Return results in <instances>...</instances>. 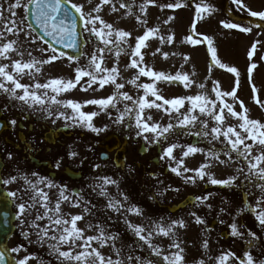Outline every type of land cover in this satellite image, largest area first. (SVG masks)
<instances>
[{"label":"snow or ice","instance_id":"6c2138e0","mask_svg":"<svg viewBox=\"0 0 264 264\" xmlns=\"http://www.w3.org/2000/svg\"><path fill=\"white\" fill-rule=\"evenodd\" d=\"M231 3L236 5L238 11H244L248 16L258 17L261 21H264V11L251 10L243 0H231ZM88 4L90 7L86 12L85 5L74 3L73 0H4V3L0 4V25H2L0 27V60L9 61V63H0V91L9 94L11 98L19 100L29 107L33 105L44 106L45 100L47 99L52 104L70 108L74 116L67 117V119L78 121L81 126L86 124L91 131L97 133L104 130L94 127L92 123L94 117L99 115V112L93 111L86 113L82 111V107L95 105L99 107L100 112L107 114L109 109L116 107L119 100L130 101L134 107H128L126 105L123 112H120L116 116L115 122L120 124L124 121L125 117L134 113V126L138 130L137 136H144L145 140H147L148 137L145 134L151 133L153 134V142L158 141L166 133H169L174 128V125L169 123L167 126H161L158 123L152 122V115H146L145 109H156L169 115L175 113L177 114L178 120L175 127L183 129L190 125L199 124L200 131L190 134L200 135L205 138L211 136L209 143L219 140L226 145L223 151V155L227 157L226 160L221 159L220 154L216 152L206 154V158H210L211 161L220 165H230L233 162L232 154L234 153L237 157V162L241 159L246 162L247 171L242 167L237 169L238 173L243 174L245 180L252 183L261 193H264V122L249 118L248 109L245 107L243 101L239 99L237 93L240 73L237 68L230 67L221 62L212 38L203 36V39L200 40L193 39L189 35L183 42L192 45L206 43L207 52L211 58V63L208 66L209 71L213 67H216L233 74L236 77V87H233L231 91H221L218 83L213 81L211 93H214V98H211V94L207 92L205 85L200 83L195 86L203 91L196 95L165 98L155 86L157 81L169 84L180 82L188 88L193 86L194 80L190 79L187 74H182L179 71L175 75H168L164 72L154 71L152 67L145 64V52L150 47L148 42L153 38L159 37L160 29L145 27L147 24L146 19H142L141 16L137 15L135 19L141 27H144V31L142 34L133 37L130 31L117 28L114 26V23H109L102 18V9L104 7H107L110 12L117 14H120L121 10H125L124 15L132 16V6L127 0H98V3H94L93 0H88ZM149 4L169 9H180L187 6L185 3H181L180 0H175V2L165 5H159L156 3V0H144L139 5L141 14L146 13ZM18 9L23 10V14L19 20L17 19ZM213 11V7L204 3V0H200V3L195 5V16L191 23L194 34L199 35V33H196L198 22L204 19L205 15H211ZM5 13H8V15L5 16ZM29 18L33 23H29L25 27V21ZM172 19L173 17L168 18V20ZM167 22L165 21V23ZM78 23L80 25V33L77 31ZM221 24L225 29H238L241 33L252 31L251 27L241 26L231 21H221ZM259 26L257 25V27ZM37 30L39 35L33 37L32 34L36 33ZM83 33H86L87 36L78 39V36H81ZM9 35L17 37V39H9ZM21 35L24 36V40L29 44L34 45L37 43V40H40L47 45V48L38 49L42 53L39 60L32 57L31 51L27 52V55L32 57V59L27 62L23 60L25 52L21 50L22 42L18 40ZM91 37L98 40L103 47L97 46L92 51L84 67L77 66L73 69L74 78H53L43 84L35 83L31 87L20 82V78L24 75L33 76V69L35 73H39L41 71V65H51L64 57L69 62L79 59L78 57L67 55L63 51H58L54 45L75 49L78 44H91ZM130 38L134 40V45L131 43ZM159 39L162 44L174 43L173 35H168L166 39ZM258 43L260 42L253 43L247 52V58L249 60L247 78L249 83H252V73L257 68V64L252 62V60L257 51ZM142 50L144 51L142 52ZM45 52L49 53L47 58L43 56ZM106 52H114L117 60L121 54L129 55L130 52V63L125 68L135 71L133 78L122 83L118 79L121 76V69L118 64H114L111 68L104 67V53ZM160 52L161 50L157 48L152 52V55L155 56ZM161 54L165 59L168 58V53ZM13 55L21 58L13 59ZM183 59L189 61L190 58L184 56ZM260 59L264 60V56H261ZM26 70L28 71L26 72ZM141 77H148L152 82L138 84L137 81ZM125 83L135 85L138 89L142 88L143 95L133 99L128 92L123 91ZM7 85L11 86L9 87ZM78 86L84 92L90 89L98 91L105 88V86H111L114 91L107 97L88 99L83 104L73 100L61 101L56 99V95L62 92H69ZM49 89L56 95L49 96ZM18 90L22 94H18ZM37 90L44 91L38 94ZM252 92L255 99L257 89L254 86ZM148 97H154V99L150 100ZM229 97L232 103L226 102L225 98ZM256 102L264 109V101L257 100ZM186 103L188 107L186 111L182 112L181 110L185 108ZM234 104L239 106L240 111L235 110ZM60 115L63 116L64 114L60 113ZM201 117L204 118L202 119ZM229 119H234L236 123L228 125L227 121ZM210 121H214L211 127L209 126ZM11 123L14 125L16 121H11ZM128 127L131 128L132 125L129 124ZM179 147L181 146L178 144H171L164 148L163 155L160 158L164 159L167 157L169 160H176L173 152L174 149ZM200 151H202L200 148L189 145L182 152V157H188ZM75 155V152L69 153L70 157ZM212 166V163L207 162L201 164L194 170L195 176L184 177L185 182L195 183L197 177L201 180L206 177L207 182L212 185L228 186L233 185L234 181L238 178L216 179L208 171ZM57 167H59V162H57ZM181 169L183 173L193 171L184 166L183 159L176 160V166L171 167L170 171L177 176H182ZM32 175L36 176L35 173ZM17 179L18 177L16 176H12L9 179L0 178V183L7 185ZM20 179H23L24 183L28 185V189L25 191L31 192L29 197L31 203L25 201L17 205V219H21L23 223V216L29 213L31 209L36 208L37 205L44 209L43 214L37 212L35 219L32 220L29 227L36 230L39 241L45 242V238L50 241H55V243L49 244V247L57 255V259H61V264H157L152 259L142 258L141 256L131 254L123 256V249H117L115 246V241L118 236L106 234L105 229L99 224L92 225L89 223L84 229L80 228L78 222L84 220L83 214H73L70 215V218H65L66 214L63 213L61 208L62 202L69 203L73 208H79L81 206L78 202L79 198H77V202H73L69 196L65 195V189H59V197L54 207H49V195L39 185L44 184L47 188L51 189L57 187L55 184L45 180L43 177L37 178L35 183H32L27 177H20ZM99 179L101 183L97 187L100 189V195L108 197L109 202L107 207L114 211H120L123 208V204L120 200L109 197L105 187L110 184L115 185L117 182L111 177H100ZM7 195L12 198L16 197L15 192H8ZM120 195L127 201L128 197L126 195H123V193ZM206 200H208V196L196 197L197 206L203 205ZM256 204L257 207L251 208L250 211L255 215V219L259 222L260 226L264 228V197L258 199ZM85 205H87V202H85ZM125 211L137 216L141 215V210L135 206H131L125 209ZM223 211L224 209H221V212ZM82 213H90V208L85 206L82 209ZM191 215L195 217L196 224L205 223L199 216H196L195 212H192ZM44 219H47L49 224L41 227L38 222ZM125 223L133 231L134 235L147 245L151 255L162 258L164 264H188L185 249L181 246V243L173 240L170 247L176 249V251L162 256L161 248L152 242L153 235L169 238L175 237L176 233L174 232V228L186 227L183 220H174L167 226L154 223L150 226L147 234H144V227L128 223L127 220ZM91 228H95L98 234L86 235L87 229ZM230 228L233 237L243 238V233L239 231L236 223H232ZM50 232L54 234L49 235ZM248 235L253 239L257 238L255 233L249 232ZM93 242L97 246H93ZM249 244H251V241H249ZM64 245L67 246V250H62L61 246ZM105 247L111 248V251L115 253V258L112 255H105L101 251ZM202 247L204 249L209 248L207 240L203 242ZM21 250L19 247L11 249L12 252H19ZM32 259L34 257L25 255L16 264H29V261ZM209 259H215V264H264V259L255 260L248 251H245L242 256H237L231 251H222L219 256L215 258L209 257ZM0 264H5L4 252H0ZM192 264H206V262L203 259H194Z\"/></svg>","mask_w":264,"mask_h":264},{"label":"rangeland","instance_id":"374dc122","mask_svg":"<svg viewBox=\"0 0 264 264\" xmlns=\"http://www.w3.org/2000/svg\"><path fill=\"white\" fill-rule=\"evenodd\" d=\"M142 0H127V2L135 7L133 11L132 16L124 15L125 10H121L120 14L112 13L108 10L107 7H104L102 9V18L106 20L109 23H114V26L120 29H124L127 31H130L132 33V36H136L139 34H142L144 31V27H141L137 20L135 19V16L139 15L142 19H146L147 24L145 27H154L160 29L159 37L153 38L148 43L150 45L149 49L145 52V64L152 67L154 71L157 72H164L168 75H175L176 72H181L182 74H187L190 79L194 80V84L192 87L186 88L183 84L180 82H175L172 84L166 83V82H156V87L159 90L160 94H162L165 98H174V97H186L190 95H196L200 93L201 89L197 88L195 85L203 83L205 85V89L208 93L211 94V98H214V93H211V89L213 87V81H216L220 87L221 91H231L233 87H236V77L228 73L224 69L213 67L211 71H209V64L211 63V58L209 53L207 52V45L206 43H201L197 45H192L188 43H184L183 41L185 38L189 35L192 36L193 39H203V36H208L212 38L215 47L217 48V55L218 58L221 60L222 63L237 68L238 72L240 73L239 76V87L237 88L238 97L241 101H243L245 107L248 109V115L250 119L259 120L261 122H264V109L260 107V105L256 102L257 100L264 101V60H261L260 57L264 56V31L255 29L252 24V26H248L252 28L251 32L248 33H241L238 29H225L221 21H230L224 17H219L218 15L214 14L212 12L211 15H205V18L200 20L197 24L196 33H199V35H196L193 33L191 23L195 16V5L200 3V0H180L181 3H185L187 6L180 8V9H169L164 7H157L153 4H149L146 10V13L141 14L139 10V5L142 4ZM259 0H243V2L253 11H260V9H263V6H258L257 2ZM74 3L85 5V11L87 12L89 10V4L88 0H73ZM94 3H98V0H93ZM175 0H156V3L159 5H165L168 3H173ZM227 2L230 4L229 9H235L238 13L244 14V16L247 15L244 11H238L236 5L231 3V0H227ZM4 0H0V4H3ZM204 3L209 4L213 7L214 6H227V3L225 0H204ZM5 7H7L6 4H4ZM118 7V4H117ZM133 8V7H132ZM228 9V8H227ZM264 11V10H261ZM18 17L19 20L23 14L22 9H18ZM166 13H170V15H167ZM8 13H5V16H7ZM248 16V15H247ZM169 17H173L172 20H168ZM258 18V17H257ZM165 21H168L165 23ZM232 22V21H231ZM241 26H246L245 24H240ZM2 27V25H0ZM26 27V25H25ZM27 30V29H26ZM33 37H35L34 34H32ZM168 35H173L174 37V43L173 44H167V43H160L159 38H165ZM9 39H17V37L8 36ZM18 40L22 42L21 44V50L25 52L23 56V60L29 61L32 59V57L39 60L42 56V53L38 51V49L46 48L44 45H42L39 40H37L36 44H29L27 41L24 40V36L21 35ZM131 40V38H130ZM134 43V40H131ZM259 41L260 43L257 44V51L253 57L252 62L257 64V68L252 73V83H249L247 78V68L249 66V60L247 58V52L251 48L252 44ZM157 48L161 50L160 53H157L155 56L152 55V52H154ZM32 52V57H29L27 55V52ZM144 50H142L143 52ZM161 53H168V58L165 59ZM49 53L45 52L43 53L44 58H47ZM108 58L104 59L108 62H113L115 64H118L121 69V76L118 78L120 82H125L127 80H130L135 75L134 70L126 69L125 66L130 63V59H127L128 57L124 54H121L120 61L116 60L115 55L112 56V58H109L110 55H112L111 52L108 54ZM184 56H188L190 59L189 61H185L183 59ZM107 57V56H106ZM125 57V58H124ZM13 59H20L21 57L12 56ZM116 60V61H115ZM58 62V64H57ZM54 62L51 65H41V71L39 73H35L34 69L32 70L34 75L28 76L26 80L20 81L23 84H27L30 87L33 86L34 83H46L48 80L53 78H60V79H68L69 76L74 77L73 69L76 67V64L68 62L65 59H61L60 61ZM0 63H9V61H0ZM104 67L110 68L108 65L104 63ZM26 77V76H25ZM151 79L148 77H141L137 83L138 84H144V83H151ZM253 86L257 89L255 99L253 97L252 88ZM107 87V86H105ZM109 93L105 95V91H102V89L98 91L89 90L87 91V94H102L101 96L107 97L108 95L112 94L114 89L110 88L108 89ZM123 91L128 92L129 95L133 97V99L138 98L140 95H143V89L137 88L135 85L127 84L125 83V88ZM41 93V90H38V94ZM48 93H51V90H48ZM18 94H22V92L18 91ZM89 95L85 96V92L80 90V86H78L76 89H73L69 92H62L59 100L65 101V100H73L76 102L83 103V98L86 97V99L89 98H100L101 96H93L90 97ZM101 97V98H103ZM148 99H154V97H148ZM226 102L232 103L231 98H225ZM80 100V101H79ZM85 101V100H84ZM128 107H134L130 101H123L119 100L117 102V105L115 108H111L108 110V113L105 114L104 112H100L99 107L95 110L96 112H99V115L94 117L92 123L93 126L98 129H104L103 131H100L99 133L91 131L86 124L81 126V124L78 121H74L78 127L79 130L77 131V134L75 137H79V131L81 128L82 135L79 137V141L81 139H94V138H100L102 139L107 132L109 131V128L111 127L112 123L114 122V117L116 114L118 115L120 112H123L125 106ZM41 105H33L30 107L33 110L39 111L42 116L47 117V115H50L49 110L47 109V105L44 106ZM55 109L59 110L60 108L57 106V104H54ZM63 107V105H60ZM188 105L186 103V106L181 111H186ZM234 108L237 111H240L239 106L234 104ZM65 109V108H64ZM85 109L82 107V110ZM61 111V110H60ZM134 115V113H131ZM146 115H152L153 121L155 123L160 124L161 126H167L169 123L174 125V128L170 130L169 133H166L167 140H172V136L178 137L180 133H182V137L184 135V139H187L189 137L190 133H198L200 131V125H190L186 128H178L175 127L177 124V114L173 113L172 115H169L163 111H157L156 109H145ZM198 114V113H197ZM73 112H71V109H65V118H59L58 121L64 120L65 123L70 121L71 119H67V117H72ZM130 116V114H129ZM127 116V117H129ZM124 121L126 120V118ZM202 119L204 117H201ZM236 121L234 119H229L227 121L228 125L235 124ZM131 124V123H129ZM214 124V121L209 122V126L211 127ZM148 139L147 142L151 143L153 139V134L146 133L145 134ZM164 135V136H165ZM201 139L198 143L197 148H200L202 151L197 152L195 154H192L188 157H182L183 146L174 149L173 155L176 158V160L183 159L184 166L188 167L189 169L193 171H189L187 173H183L182 169V176H177L176 174L172 173L170 171L171 167L176 166V160H169L167 157L162 159L163 161V167L167 166L168 171L171 173L170 176H176L177 179L173 180L172 188L176 189L178 185L181 187V189L185 190L186 182L184 177L187 176H195L194 170L198 168L203 163H212L213 166L208 169L209 172L214 176L216 179H228L229 177H238L233 185H228L226 188L231 189H222L219 192H216L214 194V200L212 202V205H210L211 210L213 209L215 212H217L221 218V221H223V225L226 224L229 217L233 215L232 206L236 205V210L242 209L243 211V218L237 219L236 224L238 228H243V235L246 234V231H259L258 233H261L259 238L264 241V228L260 226L259 223H255L257 221L255 219V215L250 211L251 208L257 207L256 201L260 199L261 197H264V193H261L260 190L252 183L244 179L243 174L238 173L237 169L239 168H245V171H247L246 168V162L242 159L237 162V157L233 153V162L230 165H220L218 163H214L211 161L210 158H206V154L210 152H216L220 154L221 159H227L223 155V151H215L216 147L224 146L226 145L219 141H212L211 136L205 138L200 135ZM144 139V138H143ZM176 139V138H175ZM191 139V137H190ZM202 141V142H201ZM207 142V143H206ZM80 142H78L75 146H78ZM206 143V144H205ZM250 143V141H249ZM165 145L162 150L168 146L171 145V143L163 144ZM207 145V146H205ZM213 146V149L211 148ZM215 147V148H214ZM71 149V148H70ZM225 149V148H224ZM75 147H73L71 150H68V152L75 151ZM82 149H79L77 147V156L81 155ZM163 154V152H162ZM13 159H15V156H13ZM99 166L102 167L101 163H98ZM95 176L92 177L91 185L93 191L100 190L97 185L101 183L100 177H111L113 180H115L117 183L115 185H107L106 191L108 192V196L115 198L117 200H120V194L128 192V187L131 188L133 186H136L132 183H134V180L129 181V175L127 177H124L122 174V171L118 170L116 167H113L111 164L105 165L101 173L99 174L96 172L94 174ZM133 177V176H132ZM130 177V178H132ZM198 178V177H197ZM196 178V179H197ZM200 179V178H198ZM200 181L207 182V178L205 177L203 180L200 179ZM136 182V179H135ZM138 184V183H137ZM236 187L237 191H240V188L242 187L243 190L248 193L245 195L246 201L244 203H236L231 198L232 196V189ZM43 191L48 192L50 189L47 188L44 184H42ZM249 191V192H248ZM178 191L174 194V197H178L179 194ZM212 198V199H213ZM148 200L147 198H145ZM149 201V200H148ZM212 201V200H211ZM215 203V204H214ZM145 206L144 210L141 211V215L137 216L135 214H132L131 217H129V223L133 225H140L145 228V233L147 234V231L149 230L150 226H152L154 223H160L162 226H167L169 223H171L174 220H183L185 221L186 227L184 228H174V232L176 233L175 237L169 238V237H162V236H156L153 235L152 242L159 246L162 250V256L170 254L171 252L176 251V249L171 248L170 244L173 240H175L178 243H181V246L185 249V255L188 260V264H192V261L194 259H203L205 260L206 264H213V259H209L210 256H219L222 251H231L235 253L237 256H242L245 252L244 249L240 246L241 244L239 242H213L211 240H230L229 235L231 231L230 225L228 224L227 230V237L226 239L219 238L218 235H213L212 237L209 235V232H211L210 229H201L199 228L194 221L191 219H185L187 217L184 216V214L181 211H175L171 214L160 212L155 210V208H152L151 203H141ZM64 206V203L61 204V207ZM228 207V209H226ZM221 209H224L223 212H221ZM248 209L249 212H246L245 210ZM116 220H110L108 221V231L111 227H114ZM110 225V226H109ZM120 226V224H118ZM25 229V228H23ZM225 229V228H224ZM221 229V230H224ZM24 234V238L28 237L25 235V233H31V228H28L26 230H22ZM90 234V233H88ZM109 234L112 235L111 231H109ZM204 237L208 243L209 248L204 249L202 247V244L205 240H203ZM126 239V240H125ZM33 240V239H31ZM48 242V241H47ZM111 243V242H110ZM121 244H126L127 246L120 247ZM42 244V242H41ZM128 244L130 245V248L128 249ZM211 245V246H210ZM93 246H97L95 242H93ZM115 246L117 249H124L126 248V251L123 252V256H127L130 254V251L137 252L138 255L134 256H141L142 258H149L152 259L154 262H157V264H164L162 258H157L151 255L150 250L147 248V245L143 243V241H140L138 237L135 235L132 238L125 237L123 235H119L117 240L115 241ZM67 248V246L65 245ZM133 247V248H132ZM210 249V250H209ZM32 250V249H31ZM67 250V249H63ZM33 251V250H32ZM101 251L105 255H112L113 258H115V253L111 251L110 247H105L104 249H101ZM264 252V249H263ZM21 254L20 252H16V255ZM133 255V254H131ZM255 260H261L264 259V253L261 257H255L253 255ZM31 263V260L29 261V264ZM45 264H52L48 260ZM54 264H61V259H56Z\"/></svg>","mask_w":264,"mask_h":264},{"label":"flooded vegetation","instance_id":"af4514ba","mask_svg":"<svg viewBox=\"0 0 264 264\" xmlns=\"http://www.w3.org/2000/svg\"><path fill=\"white\" fill-rule=\"evenodd\" d=\"M24 80L26 77L22 76L20 81ZM57 119L59 118L55 113H50L47 117L42 116L39 111L31 109L27 104L0 91V155L8 153L18 156L17 160L10 159L8 163H4L2 168L4 174L13 176L12 173L14 172L15 175L17 171L35 173L37 178L43 177L58 187L66 189L71 183L78 184L85 180L86 166L79 167L78 172L70 173L71 168L67 161L62 162L60 153L56 152L59 147H65L66 137L70 136L73 130L72 126L68 129L60 125L61 122ZM11 121H16V123L13 125ZM134 131H136L135 126L130 129L127 122L125 124L122 122L119 128L114 126V133L120 136V143L115 140V135H111L110 138H105L103 143L95 142L93 148L102 147L108 151L111 150L107 159L111 156L112 160L117 163L120 162V158L124 156L129 146L136 150V144L145 146L140 150L137 146V153L151 155L153 146H146L143 140L138 139L137 132ZM130 134L131 139H129ZM57 162H59V167H57ZM71 191L79 193L76 188ZM78 198L83 200L82 194L79 193ZM216 224L215 221L212 226L215 227Z\"/></svg>","mask_w":264,"mask_h":264},{"label":"water","instance_id":"95a60500","mask_svg":"<svg viewBox=\"0 0 264 264\" xmlns=\"http://www.w3.org/2000/svg\"><path fill=\"white\" fill-rule=\"evenodd\" d=\"M28 23H33L31 21V19H28ZM79 28L80 25L78 23L77 26V31L79 33ZM37 35H39L38 30L36 32ZM81 37L78 36V39H80ZM81 44H78L77 48L75 49H68V48H63L60 45H54L58 51H63L65 53H67L68 55L71 56H75L79 53V48H80ZM8 211H9V202L5 196V194L3 192H1L0 190V246L3 248V245L5 243V238L11 233L12 228L10 226V222L9 221H5L6 220V216L8 215ZM11 219V216L9 217V220ZM0 247V248H1ZM4 250V249H3ZM5 255V261L8 259V255L4 252ZM9 264V262H8Z\"/></svg>","mask_w":264,"mask_h":264}]
</instances>
